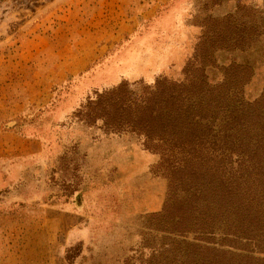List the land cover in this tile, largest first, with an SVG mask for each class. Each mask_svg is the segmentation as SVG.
<instances>
[{
	"label": "rangeland",
	"instance_id": "obj_1",
	"mask_svg": "<svg viewBox=\"0 0 264 264\" xmlns=\"http://www.w3.org/2000/svg\"><path fill=\"white\" fill-rule=\"evenodd\" d=\"M239 24L254 26L245 49L212 54L205 74L217 81L221 66L247 65L252 101L264 88V0H0V131L38 142L0 158V264H175L196 245L219 264H264L232 247L244 242L219 223L210 237L171 234L170 216L188 204L158 156L77 115L94 91L121 81L137 99L158 78L182 81L203 31ZM83 54L92 59L78 72L44 91L37 84Z\"/></svg>",
	"mask_w": 264,
	"mask_h": 264
},
{
	"label": "trees",
	"instance_id": "obj_2",
	"mask_svg": "<svg viewBox=\"0 0 264 264\" xmlns=\"http://www.w3.org/2000/svg\"><path fill=\"white\" fill-rule=\"evenodd\" d=\"M239 25L234 31L230 26L203 31L199 54L183 69L182 81L158 78L143 87L139 99L121 81L94 91L77 115L87 127L140 138L144 149L158 156L157 169L188 204L170 216L171 234L185 238L198 230L210 237L219 223L225 238L244 242L243 248L232 247L264 257V88L256 99L245 98L247 65L221 66L217 81L205 74L212 54L245 49L254 26ZM196 248L197 254L184 252L175 264H219Z\"/></svg>",
	"mask_w": 264,
	"mask_h": 264
},
{
	"label": "crops",
	"instance_id": "obj_3",
	"mask_svg": "<svg viewBox=\"0 0 264 264\" xmlns=\"http://www.w3.org/2000/svg\"><path fill=\"white\" fill-rule=\"evenodd\" d=\"M92 56L90 54H83L79 62L78 59L65 61V64L60 65L57 73H50L45 76V78L37 81V84L41 87V89H49L53 83H59L63 81L68 75H72L80 70V64H89ZM54 74L57 76L55 77ZM50 76V77H49ZM60 76V78H58ZM47 79V80H46ZM45 90V91H46ZM22 143L21 147H16V144ZM38 146V142L36 138H29L27 136H23L22 134H15L11 130L0 131V158L2 157H10V155H14L13 152L10 151H18V153H29L32 152L31 149ZM28 151V152H27ZM15 158L19 156V154H15Z\"/></svg>",
	"mask_w": 264,
	"mask_h": 264
}]
</instances>
